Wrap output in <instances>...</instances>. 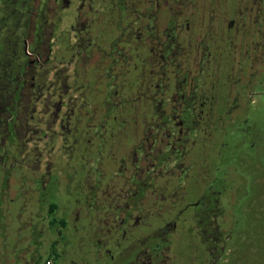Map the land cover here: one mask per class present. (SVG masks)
Masks as SVG:
<instances>
[{
	"label": "flooded vegetation",
	"instance_id": "af4514ba",
	"mask_svg": "<svg viewBox=\"0 0 264 264\" xmlns=\"http://www.w3.org/2000/svg\"><path fill=\"white\" fill-rule=\"evenodd\" d=\"M21 5L38 24L68 22L69 63L110 58L130 77L114 100L90 87L88 69L79 84L54 72L47 85L34 83L23 119L26 128L35 118L32 170L26 151L17 156L8 145L22 122L24 57L17 96L0 100V264H250L251 231L228 209L239 171L220 148L231 127L243 156L264 167V118L246 111L264 96L255 89L264 87V0ZM16 157L27 159L29 188L21 171L12 173Z\"/></svg>",
	"mask_w": 264,
	"mask_h": 264
},
{
	"label": "rangeland",
	"instance_id": "374dc122",
	"mask_svg": "<svg viewBox=\"0 0 264 264\" xmlns=\"http://www.w3.org/2000/svg\"><path fill=\"white\" fill-rule=\"evenodd\" d=\"M66 29H68L67 21L60 22L56 28L52 29L43 21H41V24H38L37 19L30 16L25 37L22 38L23 40L26 39L24 52L27 57L26 55L25 57L30 59L31 63L26 70L24 90L22 89L18 92V99L23 104L19 108L18 118L22 122L16 128L14 136L12 135L10 137L8 145H10L12 154L15 153L17 156L26 151L25 153L31 157L30 165L36 162L35 157H37L40 147L38 148L37 137L35 136L37 131L34 130L32 124L35 122V118L34 121H32L33 119L31 121L29 120L30 122L28 121L32 126L27 125L26 128L24 127V123L27 121L23 119L24 115L27 114L28 116L31 113V109L35 105V98L37 97L38 91L33 88L34 83L39 82L42 85L44 80L46 82L45 85H47L49 80L53 79L52 73L54 72L55 77L58 76L61 80L68 77L67 83H71L77 79V84H79L81 79L85 82L83 73L85 69H88L89 71L87 73L94 75L89 82L90 87H94L96 90H100L101 88L105 89V97L114 100L115 91L120 89L123 91L126 87L125 82L129 81L130 76H127L129 66L123 63L120 67L119 64L112 63L110 58L100 64L97 61L99 59L98 56H94L90 64H75V59L69 63L70 57L73 54V49L70 44L74 38L72 34H66ZM52 36L54 37L51 39ZM83 87L84 85L76 86L72 95L79 93L80 89L82 91L84 89ZM255 89L261 90L264 87L263 85L257 84L255 85ZM20 93L21 95H19ZM88 97H91V94ZM253 99L254 101L247 107L248 109H245L246 111L248 110L247 114L250 118L256 117L255 122L259 115L262 119L264 118V96L256 94ZM43 100L50 105L51 100L49 96L43 97ZM259 111H261V114ZM34 115L36 117L37 113H34ZM98 115L96 114V116ZM237 136L239 135L231 127L225 129L222 141L226 144L220 148V158L223 162L230 164V167L234 166L237 168L239 173L235 174L237 176L239 175L240 180L243 179V176L245 177V182L244 180L240 181L238 179L240 183L236 184L235 198L228 206V209L230 214L238 216L240 221L244 220L246 228L251 231L250 242H252V246L249 255L250 264H264V167L258 169L252 166L254 158L246 154L243 156L241 153L243 151L239 148L237 142H235ZM26 139L29 140L28 143L25 141ZM50 144L44 145V148H48ZM241 158L245 159L243 160ZM13 165L11 168L12 173L17 170L21 171L23 184H25V188H29L30 184L28 182H31L33 177L32 171L27 167V159L21 162L18 158L16 162L14 161ZM19 168H23V170ZM32 168L35 169L36 165H31L30 169ZM14 176L15 174L12 177ZM198 182L202 183V181ZM15 183L18 185V180ZM9 185V191H11L10 196L14 200L19 201L20 198L16 194L18 186L14 185L13 178L9 180ZM13 193L15 194L14 197L12 196ZM253 245L258 250L254 248L255 251H253Z\"/></svg>",
	"mask_w": 264,
	"mask_h": 264
},
{
	"label": "trees",
	"instance_id": "16d2710c",
	"mask_svg": "<svg viewBox=\"0 0 264 264\" xmlns=\"http://www.w3.org/2000/svg\"><path fill=\"white\" fill-rule=\"evenodd\" d=\"M0 100L9 93L17 96V75L25 62L23 37L29 25L28 11L22 0H0Z\"/></svg>",
	"mask_w": 264,
	"mask_h": 264
}]
</instances>
